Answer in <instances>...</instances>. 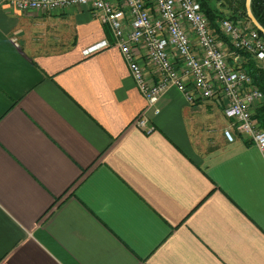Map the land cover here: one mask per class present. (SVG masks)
I'll return each mask as SVG.
<instances>
[{
	"label": "crops",
	"instance_id": "crops-1",
	"mask_svg": "<svg viewBox=\"0 0 264 264\" xmlns=\"http://www.w3.org/2000/svg\"><path fill=\"white\" fill-rule=\"evenodd\" d=\"M145 105L96 13L0 0V264H264V153L219 100Z\"/></svg>",
	"mask_w": 264,
	"mask_h": 264
},
{
	"label": "built area",
	"instance_id": "built-area-1",
	"mask_svg": "<svg viewBox=\"0 0 264 264\" xmlns=\"http://www.w3.org/2000/svg\"><path fill=\"white\" fill-rule=\"evenodd\" d=\"M5 1L20 12L80 7L96 13L146 102L132 122L134 127L151 133L147 114L157 115L159 99L174 88L189 103L219 100L230 121L223 130L225 140L232 143L236 136H244L264 153V131L252 118L263 94L242 69L229 63L230 58L238 61L233 52L242 50L264 68V40L255 28L223 18L218 27L225 43L210 29L197 0ZM107 46L103 41L84 52Z\"/></svg>",
	"mask_w": 264,
	"mask_h": 264
},
{
	"label": "trees",
	"instance_id": "trees-1",
	"mask_svg": "<svg viewBox=\"0 0 264 264\" xmlns=\"http://www.w3.org/2000/svg\"><path fill=\"white\" fill-rule=\"evenodd\" d=\"M197 1L208 18L210 29L225 43H227V40L218 27L219 20L226 18L235 23H248L252 28H255L247 17L245 0ZM250 11L258 24L264 29V0H250ZM257 31L264 40L262 33L259 30ZM228 51H234L229 44ZM233 53L238 56V61L235 62L230 58L229 63L234 67L242 69L251 78L253 85L263 94V100L253 111L252 118L259 128L264 131V68L259 66L253 56L245 51L236 50Z\"/></svg>",
	"mask_w": 264,
	"mask_h": 264
},
{
	"label": "water",
	"instance_id": "water-1",
	"mask_svg": "<svg viewBox=\"0 0 264 264\" xmlns=\"http://www.w3.org/2000/svg\"><path fill=\"white\" fill-rule=\"evenodd\" d=\"M245 7H246V13H247V17H248L249 21L264 36V29L258 24V22L255 20V18L253 17V15L250 11V0H245Z\"/></svg>",
	"mask_w": 264,
	"mask_h": 264
},
{
	"label": "rangeland",
	"instance_id": "rangeland-1",
	"mask_svg": "<svg viewBox=\"0 0 264 264\" xmlns=\"http://www.w3.org/2000/svg\"><path fill=\"white\" fill-rule=\"evenodd\" d=\"M242 24L251 26V25H250V24H248V23H242Z\"/></svg>",
	"mask_w": 264,
	"mask_h": 264
}]
</instances>
